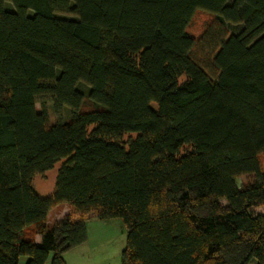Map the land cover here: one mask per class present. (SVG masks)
<instances>
[{
  "label": "trees",
  "instance_id": "trees-1",
  "mask_svg": "<svg viewBox=\"0 0 264 264\" xmlns=\"http://www.w3.org/2000/svg\"><path fill=\"white\" fill-rule=\"evenodd\" d=\"M4 2L0 264H65L87 222L114 219L121 264H264V0ZM197 12L217 26L209 69ZM48 101L69 121L50 124ZM58 163L39 197L34 177Z\"/></svg>",
  "mask_w": 264,
  "mask_h": 264
},
{
  "label": "rangeland",
  "instance_id": "rangeland-1",
  "mask_svg": "<svg viewBox=\"0 0 264 264\" xmlns=\"http://www.w3.org/2000/svg\"><path fill=\"white\" fill-rule=\"evenodd\" d=\"M0 8L13 11L10 3H0ZM58 18L71 19L69 14H58ZM213 19L210 15L204 12H197L188 28L189 34L195 39L197 45L194 54L197 59L203 64L205 69H209L211 65L213 50L208 49V42L204 40L205 34L209 33L217 26H213ZM227 34L229 31L225 29ZM230 30V29H229ZM183 81V78H182ZM37 111L40 110L39 104L35 105ZM48 115L50 124L56 122L69 121V110L64 109L61 112H55L53 103L48 101ZM125 137L124 140H126ZM261 168L264 171V153L260 155ZM61 163H58L54 168L43 174L34 177L32 184L36 194L41 197H47L53 191L57 170ZM252 181V176H242L237 179L239 188L247 186ZM223 205L224 201L221 202ZM61 206V205H59ZM56 208V207H55ZM56 210V209H55ZM58 211H52L47 219L48 227H52L53 220L58 217ZM254 215H264V208L253 209ZM87 241L86 243L74 251L72 263L74 264H121L122 253L126 244V228L122 220L114 219L109 221H89L86 224ZM27 259L23 258L22 262ZM69 261L70 259H66Z\"/></svg>",
  "mask_w": 264,
  "mask_h": 264
},
{
  "label": "crops",
  "instance_id": "crops-1",
  "mask_svg": "<svg viewBox=\"0 0 264 264\" xmlns=\"http://www.w3.org/2000/svg\"><path fill=\"white\" fill-rule=\"evenodd\" d=\"M52 211H58V213H57L58 214V217L53 220L54 223L57 222V221H60L63 217H65L66 215H68V214L71 213V209L66 204H62L61 206L58 205L56 208H54L53 210H51L49 212V214L47 216V219L51 215ZM35 243H37V244L40 243V237L39 236H37L35 238ZM71 255H74V251H71V252L67 253L64 256V262H65V264H74V263L71 262L72 261V258H71L72 256ZM66 259H70V260L67 261Z\"/></svg>",
  "mask_w": 264,
  "mask_h": 264
}]
</instances>
